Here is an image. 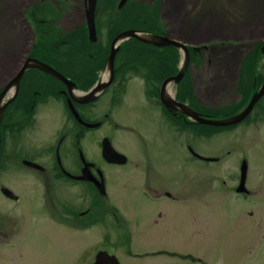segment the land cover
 <instances>
[{
	"label": "rangeland",
	"instance_id": "obj_1",
	"mask_svg": "<svg viewBox=\"0 0 264 264\" xmlns=\"http://www.w3.org/2000/svg\"><path fill=\"white\" fill-rule=\"evenodd\" d=\"M37 1L0 0V57L5 58L0 59V86L15 74L32 40L39 39V34L35 36L25 21L31 3ZM65 2L67 10L62 8L54 18L67 30L80 23L84 9L82 0ZM158 6L159 16L170 17L166 24L171 35L193 45L206 39L216 44L197 52L198 57L190 64L185 77L191 94L200 93L205 99L207 107L203 108L219 111L241 101L245 85L238 87V69L245 55L264 40L262 0H162ZM210 11L237 28L223 34L191 38L190 25L200 13ZM114 13L117 14L116 10ZM106 18V13L97 15L101 50H108L113 37L105 26ZM203 31L197 27L193 32ZM56 32L43 40L57 42L61 33ZM10 39L14 49L3 56L2 45ZM97 45L83 50L93 52ZM76 46L62 44L58 48L60 54L67 57L72 50L76 51ZM126 55L119 54V59L124 60ZM137 55L132 60L140 67L139 71L131 68L119 73L118 70L115 82L121 83L124 77L125 89L118 91L115 100L122 97V93L124 97H120L119 104L112 110L113 119L129 125L134 133L106 124L99 131L132 162L119 167L104 166L109 197L103 205L117 209L119 220L127 223L129 233L112 224L114 216L105 214L97 218L98 202L92 203V199L91 223L84 227L68 224L66 212L69 209L82 211L90 205L80 202L75 195L78 189L86 188L84 184L58 189L56 209L50 208L58 218H49L38 195L40 186L34 190L28 182L31 173L9 162L8 169L0 171V183L17 192L20 200L12 201L0 195V209L23 218L24 223H21L20 236L14 238V246L0 245V264H89L99 250L115 255L119 264H264V99L257 103L246 121L231 129L202 136L188 130L176 134L170 128L169 133L157 135L158 110L148 102L153 98L155 86L153 60L145 53ZM49 59L66 74H78L75 71L78 67L68 59L67 62L55 56ZM257 72H263L261 61ZM170 88L173 96H177L178 88L174 85ZM111 90L112 87L102 96L104 101ZM105 107L106 103L101 105L102 109ZM37 116L38 121L28 136L41 140L53 138L65 118L59 100L42 106ZM207 129L203 128L205 132ZM88 147V158L99 163L97 147L90 144ZM188 147L201 158L193 156ZM243 160L247 162L245 185L250 191L247 196L238 195L232 189ZM146 167L157 171L159 183L175 198L154 200L140 196ZM149 178L153 182L158 179L151 173ZM67 202L69 205L64 206ZM82 218L89 219L87 215Z\"/></svg>",
	"mask_w": 264,
	"mask_h": 264
},
{
	"label": "flooded vegetation",
	"instance_id": "obj_2",
	"mask_svg": "<svg viewBox=\"0 0 264 264\" xmlns=\"http://www.w3.org/2000/svg\"><path fill=\"white\" fill-rule=\"evenodd\" d=\"M134 1L137 3L145 2L146 4H150L154 0H127L125 4L132 3ZM159 1L162 2V0ZM47 2H49L48 8L46 4ZM118 2L119 0L117 1V4ZM31 4L30 12L34 17V25H39L36 35L39 34L40 38L44 39L54 31H57V34L71 33L73 36L78 35L81 32L82 28H80V26L85 23L86 0H82L81 2V5L84 9V16L82 17L80 23L75 24L72 28L67 30L62 29L58 24L59 21L57 22V19L54 18L57 16V13L62 10V8L67 10V2H60L59 0H39L38 3ZM39 11H48L52 16L51 18L46 19H36V15ZM158 11H160L159 8ZM162 16L165 19L167 18V20L170 19L167 14ZM51 25H53V28L50 27ZM56 27L59 28V30ZM95 27L96 40L93 41L92 44L97 45L99 43L97 18L95 19ZM32 33L34 34V31H32ZM72 45H77L78 47L76 46V51L72 50V52L68 53L67 57H64L62 54H60V52L47 51L45 56L50 53L49 56H55L64 62H67L68 59L71 63L78 67L75 68V71H78L77 75H68L65 71L59 70L55 67L56 70L75 83V86L72 89L73 94H71L68 86L65 83L59 81L49 74L44 75L42 72H30L29 70H26L23 73L20 79L19 89L15 97L6 106L1 121L0 171L8 169L9 162L27 169L31 173L30 176L32 177L29 178L28 182L32 187H34V190H37V185L40 186V189L37 190L38 195H40V200H42L43 203L42 206L45 208L49 218L51 219L58 218L50 210V208L56 209V206L54 205L58 189L64 188L65 185L78 187L84 184L87 189L83 188L82 190H79L77 188L78 191L75 195L80 200V202L89 203L90 205L82 211L69 209L66 212V215L69 218L68 224L76 226L88 225L90 220H92L89 215L93 214L91 204L98 202L99 213L97 218H103L105 214H109L111 218L114 216L115 220L112 221V224L115 225L117 229H122L124 232L129 233V230L127 229V223H123L119 220L117 215L118 212L113 211L108 205H103L108 201L109 197L107 193L104 166L119 167L122 165L132 164V162H129L130 158L126 153L116 149L114 146L113 147L118 152L126 156L127 160L122 164L107 162L101 153L102 140L105 137H107L110 141L111 139L105 134L102 135L99 133V131L106 124L112 125L115 129L122 128L123 130L134 133L132 127L116 122L112 116V110L114 111L116 106L119 104V100L124 97L122 93V97L120 96L121 99L119 97L115 100L116 95L120 89V91L125 89V87H123L125 86L123 81L124 77L122 78L121 83H116L115 77L118 73V70L119 73H121L130 69V64L124 60H121L119 63V60H116L115 58L114 68L117 70L114 73L112 82L102 91H100L94 100L84 102L81 101V91L84 92L91 90L95 86L96 81L100 78L106 57H103V51L100 49V44L97 45L93 52H87L83 50V48L86 47L90 48V46L84 45L83 40H80L79 42L76 41V43H73ZM41 53H27L16 72L24 64L28 57L39 59L54 67L51 63V59L45 56L42 57ZM196 57H198V54H196ZM94 75V82L91 85H88L90 78ZM13 76H11V78ZM9 80L0 86V91ZM160 84L161 82L153 87V98L148 99L149 104L151 106H156L158 110L155 118V123L158 127L157 133H159L157 135L163 136L164 133H169L170 128H172L176 134H183L186 130H188L190 133H194L195 135L200 134L202 129L197 124L192 123V120L187 115H184L179 111H175L174 114H172L160 102ZM110 87H112V90L108 99H106L107 101H104L102 96L105 94V92H108ZM194 96L199 106H207L204 103L205 99L200 93H194ZM9 98L10 96L7 95L4 100L7 101ZM51 100H59L61 102L63 115L65 117L58 133L51 139H46L44 137V140L36 139L35 137H29V130H32L38 121L37 110H40V108L44 105L48 106V103ZM178 101L185 102L192 109L199 111L197 106L192 105L187 101L182 99H178ZM105 103L106 107L102 109L101 105L105 106ZM74 111L79 115L81 121L77 120ZM25 124L28 125L24 127ZM87 124L96 125L90 127ZM183 124H187L188 127L182 129ZM135 134L138 135L140 139H143L141 134L137 132H135ZM89 144L90 146L95 145L97 147L96 150L98 151L100 158L99 163L91 161L88 158L87 151L89 150ZM16 146L18 147L16 148ZM188 148L192 153V149L190 147ZM156 172L157 171L155 169L153 170L150 167H146V176L142 180V191L140 196L144 199L154 200L175 198L173 193H171L165 185L159 183V175ZM83 173L87 174L89 179L80 180L74 177L80 176ZM150 173L151 175L158 178L155 182L150 180ZM239 174L240 171L238 170V179L232 189L238 195L247 196L250 194L249 190L247 192H237ZM98 183H102L103 187L99 188ZM0 195L12 201L20 200L19 194L11 187L3 183H0ZM71 197H73L72 194ZM91 199L92 203L90 202ZM66 205H69L68 202L64 206ZM63 213L65 214V211ZM83 215H87L89 219H81V216ZM160 215L161 212H158V216ZM21 223H24L23 218L17 217L8 211L0 209V245H4L6 247H12L15 245L14 238L20 236Z\"/></svg>",
	"mask_w": 264,
	"mask_h": 264
},
{
	"label": "trees",
	"instance_id": "obj_3",
	"mask_svg": "<svg viewBox=\"0 0 264 264\" xmlns=\"http://www.w3.org/2000/svg\"><path fill=\"white\" fill-rule=\"evenodd\" d=\"M117 1L118 0H100L98 1V3L100 2L99 6L96 7V14H98L100 10L101 13L107 14V18H106L107 20L105 26L113 36H115L118 32L126 28H136L145 32H156V33L165 32L163 30L162 27L163 24L158 14L159 13L158 5L160 3L159 0H154L150 4H146L145 2L137 3L134 1L132 3L125 4L121 9H117L116 7ZM114 10L117 11L116 12L117 14L115 13L113 14ZM51 16H52L51 13L48 11H39L36 15V19L37 18L46 19V18H51ZM38 28L39 27H37V30ZM80 28H82L81 32L75 36L71 35V33H66L63 35L60 34L59 37L60 39L63 40L62 42L59 41V44L56 41L46 43L42 38L39 37V39L35 40L32 43L30 52H37V53L45 52V53H41L42 54L41 56L44 57L46 51L59 52L58 47H60V45L62 44L72 45L73 43H76V41L79 42L80 40H83L85 46H91L92 43L88 40L87 37L86 24L81 25ZM262 44L263 42H258L256 47L245 55L242 64L238 69V79H239L238 87L245 85V87L243 88L244 96L242 97V100L237 102L231 108L230 107H227L225 109L221 108L219 111L218 110L214 111L213 109L201 108V110L207 113L209 117H215V118L226 117L238 112L240 109H242L245 106L252 93L259 87L263 79V72L262 73L257 72L258 63L260 62L261 59L260 47ZM87 48L88 47H86V49ZM188 48L190 51V63H192L196 59L197 52L204 50L206 47L202 46L195 48L188 46ZM122 53H127L126 57L123 59L125 62H128L130 64V69L133 68L136 70L140 67L138 65H134L136 64V62L132 60L133 56L135 58V55L140 53H145L146 55H148L146 57H149L150 59L153 60V65L151 66H152L153 74H155V77L153 78L155 85L159 84L165 77L173 75L177 72L179 52L178 50H176L171 46L155 47L151 44L143 43L135 38H129L120 44V48L117 52L116 59L120 60L119 54ZM107 54H108V50L106 48L103 51V57L105 58ZM49 55L50 53H48L45 57L49 58L48 57ZM31 71L36 72V70H30V72ZM239 75H241V77ZM94 80H95V75L90 78L88 85H91L94 82ZM177 93H178L176 96L177 98H180L185 101L188 99L187 101L194 103V98L193 95L191 94L189 83H186L185 79L180 84H178ZM248 117L249 115L245 118V120ZM198 126L202 129L200 135L204 136L210 134V132L213 131H221L224 129L233 128L236 125H231L226 127H214L207 125H198ZM182 127H183L182 129H184L187 128L188 126L187 124H183ZM203 128H209V129H207V131L205 132Z\"/></svg>",
	"mask_w": 264,
	"mask_h": 264
},
{
	"label": "water",
	"instance_id": "obj_4",
	"mask_svg": "<svg viewBox=\"0 0 264 264\" xmlns=\"http://www.w3.org/2000/svg\"><path fill=\"white\" fill-rule=\"evenodd\" d=\"M126 1L127 0H120L118 7L121 8ZM96 2L97 0H86L87 8L85 11V16L88 26L89 39L91 41L96 40L95 19H94ZM128 38H136L141 42L148 43L156 47L174 46L180 50V52L182 53V61L180 63L178 72L175 75L169 76L162 81L160 87V100L170 112L174 113L175 110H178L181 113L189 116L192 121L198 124L217 126V127L235 125L241 122L251 112L254 104L260 99V97L264 93V77H263L262 83L258 88V90L253 92L248 102L238 112L220 118L207 117L199 113L198 111L193 110L186 103L178 102L168 92L169 85L179 83L182 80L186 72V69L188 67L189 50L187 48L186 43L181 42L177 39L169 38L168 36L163 34L146 33L135 29H128L119 32L111 41L110 52L107 56L104 67L108 69V78L104 80L100 77L97 83L95 84V86L91 90L81 93V98H82L81 101L87 102L94 100L97 97V94L111 83L114 74V59L116 52L119 49L120 43ZM260 53H261L262 62L264 64V43L260 48ZM27 69H37L46 74L53 76L59 81L65 83L68 86V89L71 92V94H73L72 89L75 86V83L73 81L69 80L67 77H65L63 74H61L59 71H57L50 65L34 58H28L24 62V64L19 68L17 73L7 82V84L0 92V125H1V118L5 111V108L8 105V103L15 97L19 87L20 79L23 73ZM8 94L10 98L7 101H5L4 99L5 97H7ZM74 114L77 120L81 121V118L75 111ZM87 125L91 127V126H95L96 124H87ZM194 155L198 158H201V156L195 152ZM102 156L107 162L110 163H124L126 161L125 155L115 150L108 138H104L102 140ZM205 159L215 160V158H205ZM246 174H247V162L243 160L240 165V180L237 187L238 192H245L247 190L245 187ZM74 177L82 180L89 179V177L85 173H83L80 176H74ZM98 185L99 188L103 187L102 183L100 184L98 183ZM91 264H119V262L115 257V255L109 254L107 251L100 250L96 253L95 259Z\"/></svg>",
	"mask_w": 264,
	"mask_h": 264
},
{
	"label": "bare ground",
	"instance_id": "obj_5",
	"mask_svg": "<svg viewBox=\"0 0 264 264\" xmlns=\"http://www.w3.org/2000/svg\"><path fill=\"white\" fill-rule=\"evenodd\" d=\"M263 6H264V0H262ZM261 5V4H260ZM1 12H0V17H1ZM200 17H198V19H196V21L194 23H192V25H190V35H192L191 38H203L204 36H208L212 33L216 34V33H221L223 34L226 31H229L231 29V31H233L232 29L237 28L233 26H230L229 23L223 22L224 20L219 18L218 13H215V15L213 14L212 11L208 12V13H200L199 15ZM4 17V16H2ZM223 20V21H222ZM232 22V21H231ZM242 26V25H240ZM197 27L199 28H203L204 31L202 33H194L195 30H197ZM194 31V32H193ZM227 33V32H226ZM210 39H206V40H202V41H198V42H194V44H198V43H204L209 41ZM13 45V41L10 39L5 45H2V50H4L3 52V56H6L7 54H9L10 52H12V50L14 49V45ZM211 46H214L213 44H211L210 46H207L205 48V50L211 48ZM29 47V46H28ZM28 49V48H27ZM0 59L5 60V58L0 57ZM108 75V69H105L104 72L102 73V77L106 78V76ZM168 92L170 94H172L171 88H168Z\"/></svg>",
	"mask_w": 264,
	"mask_h": 264
}]
</instances>
